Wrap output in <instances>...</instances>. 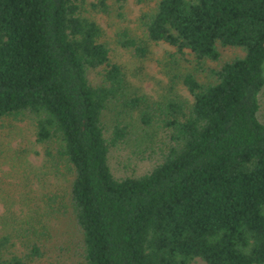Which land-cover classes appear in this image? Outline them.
I'll list each match as a JSON object with an SVG mask.
<instances>
[{"label": "trees", "instance_id": "obj_1", "mask_svg": "<svg viewBox=\"0 0 264 264\" xmlns=\"http://www.w3.org/2000/svg\"><path fill=\"white\" fill-rule=\"evenodd\" d=\"M139 2L142 35L118 43L173 48L158 97L87 15L107 0H0V122L31 124L35 175L62 181L0 216V264H264V0ZM120 145L150 167L115 174Z\"/></svg>", "mask_w": 264, "mask_h": 264}, {"label": "rangeland", "instance_id": "obj_2", "mask_svg": "<svg viewBox=\"0 0 264 264\" xmlns=\"http://www.w3.org/2000/svg\"><path fill=\"white\" fill-rule=\"evenodd\" d=\"M107 4L106 11L99 8L94 10L86 4V13L102 26L104 40L111 49V57L124 66L131 83L140 91L158 97L165 92L162 86L167 81L161 62L167 58L166 52L173 48L165 43H151L148 46L149 52L144 57L137 56L132 48H123L118 43L122 33L128 32L135 37L142 35L140 16L148 10V6L139 0H107ZM239 53L238 49L223 48L222 59H230ZM211 64L217 65V62ZM176 90L183 98H190V94L183 86L178 85ZM262 107L264 108V99ZM128 154L127 145H120L111 151L110 163L115 174L122 175L132 170L141 173L150 167V160L131 161L128 164ZM43 161V146L35 141L31 124L27 121L17 122L16 126L11 128L8 121L0 122V216L6 213L7 209L19 212V207L23 209L22 213L26 214L28 207L21 204V198L29 196L31 203L40 204L44 191L62 184V181L55 177L35 175V172L41 169ZM25 180H29L28 187H23ZM10 199L13 202L9 208ZM54 223L61 234L66 221L57 220ZM58 257L56 260L52 258L54 264H77V258L70 253L64 252ZM194 264L204 262L198 259Z\"/></svg>", "mask_w": 264, "mask_h": 264}]
</instances>
